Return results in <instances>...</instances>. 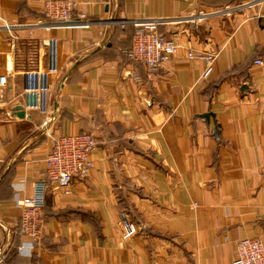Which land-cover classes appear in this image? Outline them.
I'll list each match as a JSON object with an SVG mask.
<instances>
[{"label": "crops", "instance_id": "obj_1", "mask_svg": "<svg viewBox=\"0 0 264 264\" xmlns=\"http://www.w3.org/2000/svg\"><path fill=\"white\" fill-rule=\"evenodd\" d=\"M44 1L0 0V264H232L240 239L264 243V0H78L88 26L36 24ZM154 21L181 48L150 70L126 54ZM51 42L46 114L27 77ZM189 51L217 54L208 77ZM85 132L94 167L69 194L50 184L44 237L20 253L51 137Z\"/></svg>", "mask_w": 264, "mask_h": 264}, {"label": "built area", "instance_id": "obj_2", "mask_svg": "<svg viewBox=\"0 0 264 264\" xmlns=\"http://www.w3.org/2000/svg\"><path fill=\"white\" fill-rule=\"evenodd\" d=\"M81 2L78 0H45L41 16L36 24L65 25L83 24L88 26L90 20L85 12L78 13ZM251 6L249 3L247 6ZM219 12L230 14L233 9ZM218 12V13H219ZM200 19L198 16H196ZM137 30L133 36L132 47L128 53L131 61L142 63L150 70L162 67L170 62L181 48L179 40L159 30V22L135 23ZM189 57H202L207 67L203 77H208L213 71V64L217 57L214 52L196 55L189 51ZM255 63L264 66V59L257 58ZM57 71V52L55 43L50 45V64L44 73H29L28 94L29 106L48 114L50 111L48 75ZM133 76L137 79L136 74ZM98 145L96 137L89 132L79 134H59L51 137V148L45 158V171L35 183L34 194L25 200V209L20 217V225L27 240L19 246L20 253H27L34 244L44 237L46 195L50 184L59 185L66 194L71 192V185L76 177L89 174L94 167L92 154ZM126 237L137 232L133 223H125ZM1 253V250H0ZM232 264H264V243L259 238L245 237L235 245V259Z\"/></svg>", "mask_w": 264, "mask_h": 264}, {"label": "trees", "instance_id": "obj_3", "mask_svg": "<svg viewBox=\"0 0 264 264\" xmlns=\"http://www.w3.org/2000/svg\"><path fill=\"white\" fill-rule=\"evenodd\" d=\"M136 30H137V26H135V29H134V34H135V32H136ZM134 36V35H133ZM132 41H133V39H132ZM131 47H132V44H131V46L129 47V49L127 50V57L129 58V55H128V53H129V51H130V49H131ZM131 60V59H130Z\"/></svg>", "mask_w": 264, "mask_h": 264}, {"label": "water", "instance_id": "obj_4", "mask_svg": "<svg viewBox=\"0 0 264 264\" xmlns=\"http://www.w3.org/2000/svg\"><path fill=\"white\" fill-rule=\"evenodd\" d=\"M205 117H207V118H208V117H209V115H205Z\"/></svg>", "mask_w": 264, "mask_h": 264}]
</instances>
